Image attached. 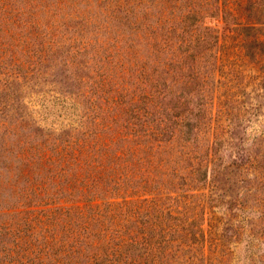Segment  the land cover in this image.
Masks as SVG:
<instances>
[{
    "label": "rangeland",
    "instance_id": "374dc122",
    "mask_svg": "<svg viewBox=\"0 0 264 264\" xmlns=\"http://www.w3.org/2000/svg\"><path fill=\"white\" fill-rule=\"evenodd\" d=\"M263 23L264 0H0V264L15 263L23 241H66L69 220L35 231L24 211L44 195H59L56 205L73 199L75 165L54 152L70 157L68 144L95 134L90 121L109 97L138 99L141 114L151 108L141 120L151 128L158 110L180 117L179 166L189 156L201 163L206 148L221 165L194 192L205 206V264H264V45L252 42L264 28L243 30ZM125 121L114 125L125 130ZM190 161L178 171L187 179ZM167 187L171 197L180 189ZM89 252L23 261L85 264Z\"/></svg>",
    "mask_w": 264,
    "mask_h": 264
},
{
    "label": "trees",
    "instance_id": "16d2710c",
    "mask_svg": "<svg viewBox=\"0 0 264 264\" xmlns=\"http://www.w3.org/2000/svg\"><path fill=\"white\" fill-rule=\"evenodd\" d=\"M263 28L264 23L261 27L247 25L243 30L256 32ZM252 42L264 45V39L258 37L252 39ZM137 102L138 99L133 98L125 103L117 97L107 98L103 103V113L97 115L95 121H92L95 118L90 121L96 124L95 134L89 137L87 133L89 140L84 138L68 144L70 157L68 152L63 153L61 149L54 152L56 157L59 156L56 160L75 165V179L66 188L73 199H63L59 201L60 205H56L58 200L52 197L59 195L41 196L39 201L32 204L37 206L41 203L37 208L24 211L34 215L24 222H35L33 230L46 231L47 223L56 217L60 221L69 220L66 223L70 226L67 239L61 243L44 237L43 244L23 241L18 246L21 257H16L13 264H24L23 260H31V254L36 252L48 258L50 255L56 256L58 251L64 255L90 251L84 260L85 264L206 263V236L202 228L205 206L193 202L197 198L194 192L204 186L213 175L211 171L221 165L214 163L213 157L210 158L213 154L208 153L206 148L200 155L201 163L199 156H189L187 159L183 157L186 165L179 166L183 154L173 150L176 145L173 143V134L180 123V117L174 118L171 115L174 119H170L172 111L167 109L168 117L163 118L162 111L158 110L154 113L158 119L151 120L155 126L148 127L141 120L144 118L147 121L148 116H153L152 113L149 115L151 108L148 111L144 108L141 114L143 108L137 107ZM102 115L106 116L107 124L101 123ZM121 118H126L122 126L125 130L114 125ZM139 123L143 127L139 131L134 130ZM115 133L117 136L104 138ZM119 141L124 144L123 148L117 152L112 151V147ZM176 154L180 157L179 161L174 157ZM191 158L198 159V163L195 169H190L187 179L178 171L192 166ZM60 166L65 171L64 165ZM171 177L176 178V182ZM167 185L180 186L176 196L171 197ZM144 186L154 188L158 195L150 199H132L133 196H141L136 192ZM150 192L154 191L143 193ZM32 205H28V208ZM59 260L56 258L55 264H62Z\"/></svg>",
    "mask_w": 264,
    "mask_h": 264
}]
</instances>
